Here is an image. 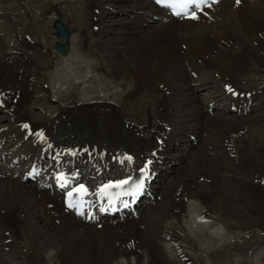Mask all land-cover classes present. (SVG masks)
Wrapping results in <instances>:
<instances>
[{
  "label": "bare ground",
  "instance_id": "6f19581e",
  "mask_svg": "<svg viewBox=\"0 0 264 264\" xmlns=\"http://www.w3.org/2000/svg\"><path fill=\"white\" fill-rule=\"evenodd\" d=\"M72 10L67 18L77 22V44L70 51L69 40L67 52L58 54L96 58L93 71L108 79L103 94L77 100L75 92L58 90L67 102L48 105L50 55L15 22L0 36V264H195L201 253L212 263L219 249L197 248L184 227L182 200L203 207L200 221L216 220L211 207L219 209L217 219L233 220L228 230L264 223V116L254 119L261 126L250 135L251 128L235 119L247 118L236 110L249 99L251 110L264 113V0H219L181 23L152 0H83ZM210 102L224 109L210 114ZM185 136L197 140L188 147L195 151L180 147L171 154ZM178 154L182 161H173ZM38 167L37 186L18 177ZM146 168L152 177L161 173L153 182L154 203L137 219L99 228L64 210L63 194L48 181L82 175L94 189L119 173ZM257 235L237 237L243 248L224 241L219 255L248 252Z\"/></svg>",
  "mask_w": 264,
  "mask_h": 264
},
{
  "label": "rangeland",
  "instance_id": "374dc122",
  "mask_svg": "<svg viewBox=\"0 0 264 264\" xmlns=\"http://www.w3.org/2000/svg\"><path fill=\"white\" fill-rule=\"evenodd\" d=\"M82 1L83 0H76V1L74 0H0V36H6L7 29L8 27H10L9 23L15 22L16 25L15 24L14 25L17 31L20 32L22 29V34L24 36L27 35L26 38H28L33 43L34 46L38 48L41 47V51L43 53L50 55L51 57L50 64L47 65L46 69L44 70V75H45L44 85L48 89V92L46 91V94L50 96V101H48V105L50 106L52 105V107L54 106L57 108L59 106H64L65 103L67 102V101L66 102L60 101V99L58 98L59 94H57L58 90H61L60 92H63V93L67 91L69 93L71 91L75 92L76 95H78L77 100H79L82 95L85 96V95H92V94H103L104 92H102V86H103L102 84L105 82H108V79H106L102 75V73H97L92 70L93 65L99 64L98 63L99 61L97 62V59L94 58L93 56L90 57V56H86L83 54H77L78 52L77 53L75 52V56L73 55V57H70L69 59H67V54L72 50L73 45L76 46L77 40L79 37L78 36L79 32H77L76 20L73 21L70 18L68 19L67 17L72 15L73 5L75 4L78 5L82 3ZM116 6L117 4H114V7ZM121 16L122 14L119 13V15L112 17L109 20H113L116 18L119 19ZM54 19H58L72 33V36L70 38V46H69L70 51L65 56H62V57L58 53H56V50L54 48V42L56 41V38L53 34L54 29L52 28V22ZM80 19L84 21L82 18ZM105 20H106L107 25H110L112 22V21H108V19H105ZM19 32L18 34L20 35ZM93 38L94 37H92L91 39ZM91 39L86 38V40H84L85 45L88 47V49H91V46H90ZM86 46L84 47L87 48ZM64 71L65 73H63ZM199 73L200 71L197 72V74ZM88 75H91V77H89ZM84 80H87L88 82ZM78 82H81V83H78ZM73 83L77 84V86L70 89L69 86L73 85ZM88 86H90L91 88L89 89ZM92 88H96V89L91 90ZM113 88H112V91L114 92L116 91L120 93V88H118V86H113ZM201 90H205L206 92V89L204 88H201ZM104 91L109 92V90H106V89ZM41 93H39L38 95H41ZM79 95L81 96L79 97ZM200 95L202 94L200 93ZM197 97H199V95H197ZM257 114H260V115H257ZM257 114L248 116L247 118L238 117L235 119L237 123L241 125L243 128L244 127L251 128L250 133H248L250 135V134L256 133L260 129L261 125L260 126L257 125L254 119L258 116H264V113H257ZM232 117L233 116L230 115V118ZM190 135H193V134H190ZM241 136L246 137V131H244L242 128H241ZM196 137H198L199 141L201 140V136H196ZM180 142H182V144L184 143V145L188 143L187 136H185V138L182 139V141ZM178 144H174L172 150L175 147H177ZM187 146L188 145L184 147H187ZM195 149H197V147H195ZM172 150L170 151L171 154L181 152V149L176 152L175 151L173 152ZM189 150L187 148V152L195 151L193 149L190 151ZM176 156L172 155V158L174 159L173 161H176V160L182 161L180 154ZM174 175L175 174H173L171 177H174ZM169 176L165 179V182L167 183L171 181V179H169ZM184 202L186 204L185 205L186 207L184 206L182 207L186 210L184 215L189 214L190 217H193L194 212H196L198 208L201 210L203 209V207L197 205L196 202H193V200H188ZM211 212H214L212 214L216 220L210 228H202V230H200V233H197V232H193L192 234L189 233L191 237H193L194 239H197L196 244H197L198 249L200 248L201 249L206 248L208 250L209 249L210 250L219 249L218 254H217L219 255V254H222V251L218 247L222 245L224 241H226L227 243H235L238 246L237 248H241V246L243 248V246L246 243L242 245L243 239L241 238L236 239L237 237L244 236V235H254V233L255 235L259 234L257 235L256 238H253L251 240V242L253 243V247L250 248L251 250H249L248 252L246 251L229 252V254L225 256L216 255L215 258L212 257L213 259H211L212 264L213 263L220 264L221 261H226V262L233 261L236 264H264V223L257 225V226H252L250 228L242 229V230L235 229V228L233 229L231 228L230 230H228L226 229V225L227 224L232 225L233 220L227 216L222 217V220L217 219L216 214L219 213V209H215V207H211ZM243 224L245 225V227H247L246 226L247 223H243ZM205 234H207L208 237ZM200 236L201 237L203 236L202 237L203 240L198 239L200 238ZM209 236H212V237H209ZM94 237L95 239L99 238V236L97 235H94ZM201 241H204V242L202 243ZM110 245L113 246V242L112 244L110 243ZM160 245H161V247L159 246L160 251L161 252L164 251L162 253L168 254L169 248H167L164 243ZM239 245L241 246L239 247ZM196 253H199V251ZM201 254L202 256L200 258L202 259L203 257L202 262L203 261L205 262L203 264H208L206 260V255H204L203 253ZM243 255L244 257H241ZM142 261L145 262V259H142Z\"/></svg>",
  "mask_w": 264,
  "mask_h": 264
},
{
  "label": "snow or ice",
  "instance_id": "6c2138e0",
  "mask_svg": "<svg viewBox=\"0 0 264 264\" xmlns=\"http://www.w3.org/2000/svg\"><path fill=\"white\" fill-rule=\"evenodd\" d=\"M239 2V0H237ZM157 4H163L165 7H169L173 10L174 14L180 15L184 13H189L190 12V18L195 19L197 18L196 13L198 11H201L202 8L205 5V0H156ZM179 8V11H176V9ZM194 9V10H192ZM228 91H232V89H228ZM24 127L27 128V125ZM129 162L131 161L132 157L127 156L125 157ZM141 172H144V169H141ZM58 182L61 183V186L65 185L68 183V180L63 176V174H59L57 176ZM132 180V177H128L126 180H119L116 181L115 184L109 183L105 185L102 189H100L101 193H107L108 189H113V188H119L121 191L117 192L115 194L116 199H119L121 196H131L133 199L140 194L141 191H143L144 188V182L143 180L137 181L133 184H131L130 187L125 188L124 186L129 185V182ZM73 192H76L80 195L82 198L86 193L87 189L84 187V185H80L78 188L73 189ZM72 192H69L68 195L72 196ZM109 199V204H113L115 200L112 198V195L109 194L108 196ZM83 200L81 199V203ZM69 207H72L73 205L69 203ZM126 206V203H125Z\"/></svg>",
  "mask_w": 264,
  "mask_h": 264
},
{
  "label": "water",
  "instance_id": "95a60500",
  "mask_svg": "<svg viewBox=\"0 0 264 264\" xmlns=\"http://www.w3.org/2000/svg\"><path fill=\"white\" fill-rule=\"evenodd\" d=\"M53 28H55V36L57 38H65V42H56V49L57 51H66L65 46L68 44L70 33L69 31L61 24L60 21L54 20Z\"/></svg>",
  "mask_w": 264,
  "mask_h": 264
}]
</instances>
